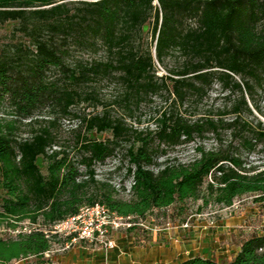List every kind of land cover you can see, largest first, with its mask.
<instances>
[{
  "label": "trees",
  "instance_id": "trees-1",
  "mask_svg": "<svg viewBox=\"0 0 264 264\" xmlns=\"http://www.w3.org/2000/svg\"><path fill=\"white\" fill-rule=\"evenodd\" d=\"M7 22L25 40L0 44V105L17 116L0 123V228L17 232L0 238V264H53L44 258L50 227L83 205L144 219L189 200L231 207L245 195L264 199V164L244 158L264 152V122L254 115L264 118L255 101L264 91V0H0V24ZM102 82L118 89L109 102L98 92ZM154 97L167 105L152 120L155 130L129 125L126 117ZM211 98L216 103L198 113ZM80 105L101 111L78 114ZM44 109L53 120L34 128ZM58 117L80 119L87 132L77 159L57 147L49 125ZM22 121L31 134L17 139ZM206 137L214 147L196 146L189 162L158 163L167 149ZM122 147L130 200L94 170ZM24 222L33 228L23 231ZM179 264H264V235L245 239L231 262Z\"/></svg>",
  "mask_w": 264,
  "mask_h": 264
},
{
  "label": "rangeland",
  "instance_id": "rangeland-1",
  "mask_svg": "<svg viewBox=\"0 0 264 264\" xmlns=\"http://www.w3.org/2000/svg\"><path fill=\"white\" fill-rule=\"evenodd\" d=\"M24 38V33L18 29L16 24L11 22L0 24L1 45L11 42H22L25 40ZM157 68L160 74L164 73L162 67L157 66ZM51 75L54 74L51 73ZM97 89L105 102L112 100L118 92L115 85L106 82H102L97 86ZM212 98L202 103L198 113H204L206 108L216 103ZM255 101L264 112V91L255 95ZM166 107L167 105L161 97H154L151 103H143L139 109L136 110L132 118L126 117V122L135 129L143 130L149 128L150 130H155L152 120ZM76 111L78 114H96L101 111V107L94 108L88 107L87 105H80L76 108ZM49 112V110L44 109L36 113L35 119L41 123H36L34 128H38L40 125H46L45 122H51L53 120V115ZM112 114L114 116H122L123 111L114 107L112 108ZM254 115L264 122V118L258 113L254 112ZM13 120H17V116L14 115L13 110H11L6 103L0 105V123L5 126ZM249 120H252V118H249ZM28 123V121H22L15 124L16 129L14 135L17 139L27 138L31 134V128ZM49 126L56 138L57 147L66 148L70 157L77 159L81 154L79 145L76 146L77 140L81 142L87 137V132L85 128L82 127L80 119L58 117L56 124H50ZM92 137L101 140L110 138L108 134L97 135L95 133L92 134ZM199 145L206 149H210L214 147V142L210 137H206L205 139H197L194 143L167 149V154L165 156H160L158 163H162L166 158L181 163H187L195 157V147ZM123 148L124 147L120 148L114 156L107 159L104 163H97L94 166V170L96 180L114 188L118 198L130 200L132 179L127 176L129 163L128 159L124 157L125 150ZM244 158H246L248 164L251 163L253 166H263L264 164V152L261 151L251 155L244 154ZM153 168L155 169L156 167ZM80 170L83 171V167H80ZM2 195L3 193L0 191V198ZM256 198L257 196L254 195H245L236 199L231 207L219 206L213 202H209L208 205L205 206L201 200H189L184 204H177L164 211H151L149 217L157 218V221L159 220L158 225L163 226L164 221H170L174 226L178 227L186 218L191 216V228L197 230L200 234V238L198 239L199 242L200 240H203V242L205 240H208V242H217L220 244L221 248H223V242L236 245L242 243L245 239L254 234L264 235V199L256 201ZM149 217L147 220H149ZM144 221L145 218L138 219L134 217L131 219L132 224L144 223ZM21 228L23 231H27L33 227H31L29 223L24 222ZM134 228H138V226L135 225L129 229L122 228L118 232L129 231ZM16 234L17 232H13L5 226L0 228V238L9 239L15 237ZM65 247V241L54 238L52 249L59 251V253L55 254L68 255L69 252L73 251L72 247H70L68 250L62 252L61 250ZM220 257L223 258V256ZM44 258L47 257L44 256ZM75 260L76 257H72L71 263L75 264ZM34 261V258H29L27 260L13 261L10 264H26L34 263ZM221 261L226 262L228 260Z\"/></svg>",
  "mask_w": 264,
  "mask_h": 264
},
{
  "label": "crops",
  "instance_id": "crops-1",
  "mask_svg": "<svg viewBox=\"0 0 264 264\" xmlns=\"http://www.w3.org/2000/svg\"><path fill=\"white\" fill-rule=\"evenodd\" d=\"M149 214L145 217L149 230L138 227L113 233L111 237L116 244L113 250L105 252L98 244L78 242L72 244L73 251L68 255L55 254L59 251L51 248L47 258L53 264H74L71 263V258L74 256L76 257L75 264H179L193 257L211 258L217 262H224L221 260L231 262L240 250L241 243L235 245L223 242V248H221L217 242H208V240L204 241L206 243L203 240L199 242L200 234L193 228L158 230L156 219L147 220ZM63 241L68 243L66 239ZM65 250L68 249L61 251Z\"/></svg>",
  "mask_w": 264,
  "mask_h": 264
},
{
  "label": "built area",
  "instance_id": "built-area-1",
  "mask_svg": "<svg viewBox=\"0 0 264 264\" xmlns=\"http://www.w3.org/2000/svg\"><path fill=\"white\" fill-rule=\"evenodd\" d=\"M164 210V209H163ZM134 217H122L110 211L108 207L101 203L93 205H83L73 215L66 217L58 222H55L50 227L49 236L53 238L68 240L64 249H69L72 244L84 242L86 244H98L105 252L116 248L115 241L112 239V234L118 232L122 228L129 229L137 225L144 230H149V224L144 223L132 224L131 219ZM191 216H189L178 227L172 222H163V226L158 225V230L167 229H183L191 228ZM157 221V218L149 217L148 221ZM50 251L45 253L48 257Z\"/></svg>",
  "mask_w": 264,
  "mask_h": 264
}]
</instances>
